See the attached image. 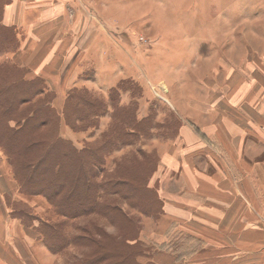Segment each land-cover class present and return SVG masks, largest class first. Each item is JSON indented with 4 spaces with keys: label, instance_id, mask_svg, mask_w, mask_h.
<instances>
[{
    "label": "rangeland",
    "instance_id": "rangeland-1",
    "mask_svg": "<svg viewBox=\"0 0 264 264\" xmlns=\"http://www.w3.org/2000/svg\"><path fill=\"white\" fill-rule=\"evenodd\" d=\"M123 1L120 16L124 17L117 20L115 16L111 24L122 27L118 29L122 40L140 69L127 71L116 86L103 92L75 87L86 89L106 105L107 112L94 119L97 127L85 131L70 128L62 116L65 100H57L45 83L41 93L21 102L17 109L52 107L53 116L46 124L39 123L31 136L42 141L41 150L43 142L55 137L78 149L98 146L110 138L111 146L98 153L101 164L92 179L94 185L107 182L112 189L106 192L96 187V209L67 219L43 194L21 190L14 167L27 157H17L13 167L0 136L1 171L15 183L11 191L0 195V264H156L153 257L163 250L155 241L162 234L156 233L155 223L163 212V199L192 193L181 179L176 184L169 182L172 172L166 168L167 144L176 138L184 120L174 106L186 108L189 94L236 93L239 115L253 125L258 117L264 123V0ZM6 35L0 38V46L12 40L10 34ZM4 47L0 52V84L20 77H40L8 58L10 49ZM192 111L193 115L197 113L196 108ZM193 115L185 121L199 135ZM14 124L0 118L1 134ZM122 128H135V132L127 138ZM262 151L254 152L255 165L264 160ZM36 155L31 150L28 157ZM206 172L207 184L212 175ZM258 187L255 184L256 199L264 203ZM76 188L75 203L79 204L78 197L85 193H80L83 188ZM256 208L257 204L252 217L248 216L255 225V241L238 242V264H264V212ZM53 226L58 228L57 233L61 229L57 236ZM241 229L239 225L238 231ZM39 232L44 233L43 241ZM178 237L168 236V252L173 251ZM62 242L64 247L58 251L49 248ZM222 246L229 251V245Z\"/></svg>",
    "mask_w": 264,
    "mask_h": 264
},
{
    "label": "crops",
    "instance_id": "crops-1",
    "mask_svg": "<svg viewBox=\"0 0 264 264\" xmlns=\"http://www.w3.org/2000/svg\"><path fill=\"white\" fill-rule=\"evenodd\" d=\"M1 1V24L13 30L16 41V48L7 51L8 58L42 77L57 100L64 101L77 86L106 91L127 71L140 69L122 40L118 30L122 27L111 24L115 16L124 17L120 16L123 0ZM185 101L183 110L174 106L184 120L176 138L167 144L166 168L172 172L169 182L181 179L192 193L162 198L163 212L155 223L156 233L162 234L155 241L163 250L154 255V262L238 264V242L255 241V225L248 216L252 217L255 204L264 212L255 189L258 184L264 197V160L256 165L253 160L255 151L264 152V123L258 117L253 125L239 115L236 93L189 94ZM192 115L199 135L185 121ZM1 170L2 165L0 195L15 185ZM205 170L212 175L207 184ZM195 196L200 200L195 201ZM240 232L244 233L239 238ZM169 235L181 237L172 252H168ZM223 244L229 245V251Z\"/></svg>",
    "mask_w": 264,
    "mask_h": 264
},
{
    "label": "trees",
    "instance_id": "trees-1",
    "mask_svg": "<svg viewBox=\"0 0 264 264\" xmlns=\"http://www.w3.org/2000/svg\"><path fill=\"white\" fill-rule=\"evenodd\" d=\"M1 3L3 4L2 1ZM0 9L2 11V7ZM6 34H10L12 40L5 44V47L1 45L0 52L3 47L4 50H11L12 48L14 50L16 48L13 30L2 25L0 21V38L4 37L5 39ZM7 83L0 84V118H4L6 124L8 119L14 121L15 124L12 127H6L7 130L2 134L0 132V136L1 140H3V149L7 151L13 167L14 163H18L17 157L21 159L27 157L21 161L22 163L20 162V166L14 167V174L18 175L17 177L20 179L21 190L28 193L43 194L53 203L56 212L67 217V219L96 209L98 205V200H96L98 197H96L94 192L96 187L106 192H110L112 189L111 185L108 187L109 184L107 182L94 185L92 178L95 175V168H98V165L101 164V156L98 153L106 145L113 143V141L108 138L98 146L85 145L78 149L73 147L68 141L55 137L50 141L43 142L45 146L43 145L44 148L41 150L42 141H35L31 136L38 128L39 123L46 124L53 116L52 107L46 106L43 108L39 105L32 110H19V112L17 109L21 102L30 101L33 96L44 90L42 86L44 85V80L40 77H35L34 79L20 77V79L8 81ZM116 90L118 89L116 88ZM106 112V105L101 100L91 96L86 89L81 91L74 87L67 94L62 116L65 119V123L73 130L85 131L90 126L96 128L97 122L94 119L104 115ZM58 116L59 114L56 113L55 117ZM41 117L44 118L41 119ZM127 124H130V122H127ZM132 126H136V124L133 123ZM134 130L135 128L124 131L122 128L127 138L135 132ZM31 150H35L37 155L28 157ZM77 186L83 188L80 192L81 194L85 193L82 198L78 197L81 200L79 204L75 203L77 194L75 195L74 193L77 191ZM48 190H51L50 193ZM88 193L90 197L87 196ZM68 207L70 211L67 210ZM39 224L43 225L41 221H39ZM53 229L56 230V236L61 231L59 228L60 231L57 233L58 228L56 226H53ZM44 239V233L39 232V240L43 241ZM68 240L64 236V242ZM70 240L72 241L73 238H70ZM63 245L64 243L62 242L49 248L58 251L64 247Z\"/></svg>",
    "mask_w": 264,
    "mask_h": 264
}]
</instances>
